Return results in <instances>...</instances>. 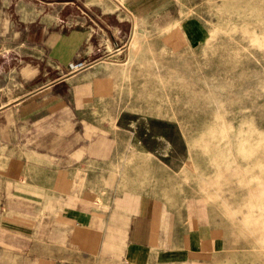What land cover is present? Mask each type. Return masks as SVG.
Segmentation results:
<instances>
[{
  "label": "crops",
  "instance_id": "0c3cea01",
  "mask_svg": "<svg viewBox=\"0 0 264 264\" xmlns=\"http://www.w3.org/2000/svg\"><path fill=\"white\" fill-rule=\"evenodd\" d=\"M194 1L0 0V264H228L204 222L180 232L192 204L165 202L131 173L118 180L124 145L98 121L120 98L116 51L132 35L149 40L133 52L208 40L201 4L186 13Z\"/></svg>",
  "mask_w": 264,
  "mask_h": 264
},
{
  "label": "rangeland",
  "instance_id": "374dc122",
  "mask_svg": "<svg viewBox=\"0 0 264 264\" xmlns=\"http://www.w3.org/2000/svg\"><path fill=\"white\" fill-rule=\"evenodd\" d=\"M65 1L21 0L40 9ZM87 2L93 10L104 4ZM196 3L208 40L178 52H133L149 40L132 35L116 51L125 63L120 98L98 121L108 120L110 141L124 145L122 165H113L118 180L131 173L165 202L192 204L189 217L179 209V230L189 219L204 222L218 239L213 248H224L216 261L264 264V0H197L187 15Z\"/></svg>",
  "mask_w": 264,
  "mask_h": 264
}]
</instances>
